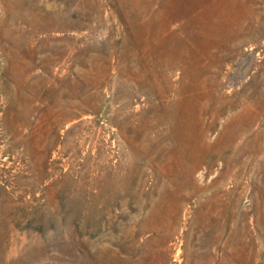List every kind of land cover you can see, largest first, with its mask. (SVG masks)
<instances>
[{
    "label": "rangeland",
    "instance_id": "1",
    "mask_svg": "<svg viewBox=\"0 0 264 264\" xmlns=\"http://www.w3.org/2000/svg\"><path fill=\"white\" fill-rule=\"evenodd\" d=\"M0 264H264V0H0Z\"/></svg>",
    "mask_w": 264,
    "mask_h": 264
}]
</instances>
